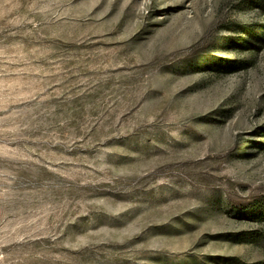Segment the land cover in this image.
<instances>
[{"label":"rangeland","instance_id":"rangeland-1","mask_svg":"<svg viewBox=\"0 0 264 264\" xmlns=\"http://www.w3.org/2000/svg\"><path fill=\"white\" fill-rule=\"evenodd\" d=\"M0 264H264V0H0Z\"/></svg>","mask_w":264,"mask_h":264},{"label":"trees","instance_id":"trees-1","mask_svg":"<svg viewBox=\"0 0 264 264\" xmlns=\"http://www.w3.org/2000/svg\"><path fill=\"white\" fill-rule=\"evenodd\" d=\"M248 2L250 3L252 7H258L260 6L262 0H248Z\"/></svg>","mask_w":264,"mask_h":264}]
</instances>
